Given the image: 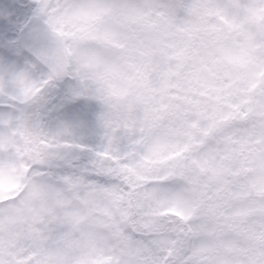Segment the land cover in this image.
I'll return each instance as SVG.
<instances>
[{
    "label": "snow or ice",
    "instance_id": "snow-or-ice-1",
    "mask_svg": "<svg viewBox=\"0 0 264 264\" xmlns=\"http://www.w3.org/2000/svg\"><path fill=\"white\" fill-rule=\"evenodd\" d=\"M0 264H264V0H0Z\"/></svg>",
    "mask_w": 264,
    "mask_h": 264
}]
</instances>
